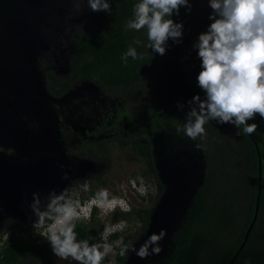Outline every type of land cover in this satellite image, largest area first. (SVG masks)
Masks as SVG:
<instances>
[{"label":"trees","instance_id":"16d2710c","mask_svg":"<svg viewBox=\"0 0 264 264\" xmlns=\"http://www.w3.org/2000/svg\"><path fill=\"white\" fill-rule=\"evenodd\" d=\"M138 2L109 0L111 11L110 14L106 12L105 21L73 36L68 75L60 77L49 70L43 74L45 90L53 98L63 97L72 85L82 80L100 88L122 91L119 97L133 106L122 125L138 122L145 128L144 132L135 130L111 139L144 161L146 167L142 175L147 180L157 177L160 203H163L158 212L165 211L166 204L171 201L166 191L173 187L172 180L184 178L194 189L190 200L185 199L179 207L184 213L173 232L161 241L163 250L159 255L146 260L136 256V261H128L127 253L120 256L119 248L113 244L116 264H229L255 214L259 158L262 178L258 215L232 264H264V227L260 226L264 216L263 120L257 114L254 120L248 121L259 125L251 135L243 132V126L237 129L232 124L220 125L216 121L204 125L206 135L203 139L198 137L193 141L183 131L177 132L186 123L187 101L197 94L204 98L198 83L182 70L184 52L191 38V15L199 0H190V13L181 7L180 14L172 17L175 22L184 24L183 40L176 44L170 39L164 56L146 46V29L137 32L127 28ZM53 16L50 0H0V214L9 219L17 217L18 206L24 209L21 219L26 217L34 192L40 193L44 200L49 192L59 193L71 182L70 190L75 184L71 176L75 175L73 165L78 167L85 163H74L64 155L34 153L53 150L58 143L47 133L54 122H50L49 110L37 98L38 88L32 71L34 49L45 36ZM136 40L141 43L136 44ZM129 46L143 58L133 60L129 57L127 63L122 61ZM177 102L184 105L183 110H178ZM152 130L166 134L165 152L170 163L155 162L153 145L146 134ZM70 131L67 125L58 129L59 145L67 143ZM101 147L87 145L79 150L92 159ZM184 157L191 165L182 163ZM192 168L201 171L199 183ZM161 172L164 176L160 178ZM65 173L68 179L63 178ZM85 183L91 187L87 180ZM170 193L174 202L175 192ZM90 195L95 193L91 191ZM148 198L151 200L152 194ZM79 199L83 202L85 198ZM96 214L94 211L90 225L76 222L77 240H88L89 244L96 242L99 233ZM166 215L164 222V217L159 219L160 228L168 220ZM121 217L128 223L135 218L142 219L143 232L151 226L148 208L132 207L128 213L121 212ZM43 230L28 228L18 221L10 222L0 233V264H33L42 258L49 244ZM128 230L127 227L124 231L110 233L107 242L113 243L123 237L124 244H129L134 235H126ZM109 260L106 256L102 263Z\"/></svg>","mask_w":264,"mask_h":264},{"label":"clouds","instance_id":"9594fccd","mask_svg":"<svg viewBox=\"0 0 264 264\" xmlns=\"http://www.w3.org/2000/svg\"><path fill=\"white\" fill-rule=\"evenodd\" d=\"M86 3L92 12L110 14L109 0H86ZM208 3L212 9L208 16L211 23L193 44L201 61L196 79L204 98L197 94L187 101L186 123L177 132L183 131L193 141L198 137L203 139L206 135L204 125L216 121L220 125L232 124L237 129L243 126V132L251 135L259 125L248 121L254 120L257 114L264 120V0H208ZM181 7L190 13V0H139L127 28L137 32L146 29V46L164 56L170 39L176 44L182 43L184 24L172 19L180 14ZM76 8L81 10L80 3ZM129 57L133 60L143 58L131 46L121 60L127 63ZM177 108L183 110L184 105L177 102ZM63 178L68 179L67 173ZM132 185L136 187L135 181ZM83 190H89L87 183ZM140 192L145 194V189L141 188ZM117 207L131 211L125 199L111 195L107 189L98 190L86 205L69 189L59 193L53 190L44 200L40 193L34 192L30 204L37 218L33 227L44 229L47 242L58 259H71L76 264H102L113 252V244L119 248L120 256L133 252L146 260L159 255L166 229L149 235L138 249L133 243L124 244L123 237L113 243L107 242V234L123 230V223L105 227L103 242L89 244L88 240H77L78 220L90 219L94 211L107 214Z\"/></svg>","mask_w":264,"mask_h":264},{"label":"rangeland","instance_id":"374dc122","mask_svg":"<svg viewBox=\"0 0 264 264\" xmlns=\"http://www.w3.org/2000/svg\"><path fill=\"white\" fill-rule=\"evenodd\" d=\"M50 3L54 10L53 21L46 29L45 36L38 43V47L34 49L32 56V66L34 67L32 71L35 74V83L38 88L36 92L37 98L49 110L50 122H54L52 124L50 123L51 127L47 133L50 138L54 137V142L57 141L58 143L56 142L57 145L54 147L56 150L42 149L39 150L40 152L37 151L39 153H34L39 156H50L52 154L64 155L74 163L77 161L85 162L84 164L80 163L78 167L73 165L75 167V175L71 176H74L73 181L75 184L70 188L76 196L85 198L81 202L82 204L86 205L94 196L90 195L91 191L96 193L100 189H107L111 195L125 199L131 206V209L132 207H136L151 210V226L144 232L142 231L143 220L135 218L128 223L127 219L125 220L121 217V212L126 211H122L119 207L115 211L108 212L107 214L98 210V213L95 215V224L96 230L99 233L95 243L103 242L105 227L111 228L114 225L122 223L125 225L123 230L117 229L116 231H124L128 227L129 230L126 231V235H134L130 243L135 244L137 249L149 235L154 232L159 233L161 229L167 230L166 238L173 232L178 221L181 220V215L184 212L179 207L182 206L185 199L187 201L190 200L194 189L191 188V184L184 178L172 180L174 182L173 187L170 186L171 190L166 191L172 203L170 201L166 204V212H158L163 203H160L162 197L159 196L156 184L157 177L154 176L152 179L149 178L147 180L142 175L146 167L144 161L132 151L121 147L117 141L111 139L115 136H125L131 131H143V128H145L144 125L138 122H133L130 126L122 125L127 120L126 117L129 115V112L133 109L132 105L127 104L126 99L123 100L119 97L122 91L111 88H100L93 82L82 80L72 85L63 97L53 98L46 92L44 72L49 70L60 77L67 76L70 70V59L72 56L71 40L73 36L82 29L100 26L107 16L106 12L97 13L88 10L86 0H50ZM77 3H80L81 10H77ZM211 12L212 9L209 7L208 0H199L191 15V38L188 48L184 52L182 70L188 78L196 82V78L201 71V61L198 58L197 50L193 48V44L197 42L198 35L205 32L211 23L208 19ZM261 124L264 128V120ZM65 125L71 127V131L67 137V143L59 145L58 129ZM146 134L149 135L153 145L155 162L170 163V160L167 161L165 152L167 148L164 141L166 134L161 130H152ZM51 145L53 144L51 143ZM87 145H92V147L97 148L99 146L102 147L98 149L96 157L88 159V155L83 154L84 152L79 150L81 147H86ZM185 159L184 157L182 163L186 162L184 165H191ZM197 169L194 168L193 170L192 168L191 171H194L197 183H199L198 179L201 176V171ZM96 176H99V179ZM161 176H164V173L160 175V178ZM86 180L90 183L91 187L85 192L83 185ZM133 181L136 184L135 188L132 185ZM69 185L71 186V182L67 185L66 189H68ZM141 188L145 189V194L143 195L140 192ZM170 192H175L176 198L174 202ZM150 194H152L151 200L148 198ZM163 208H165V205ZM30 211L28 213L25 211L27 214L24 219L20 217V213L24 212V209L20 206H18L16 218L9 219L0 214V233L13 221H18L28 228H34L33 224L37 218ZM128 212L130 211L126 213ZM164 215L167 216L168 220L160 228L159 219L164 217ZM156 219L158 220V224L156 223ZM90 221L91 218L78 220L77 222L90 225ZM260 226L264 227V216ZM110 233L107 234V239ZM108 256L110 260L102 264H116V251L114 248L113 252ZM127 256L128 261L137 260L133 252L127 253ZM33 264H76V262L71 259H58L48 244L45 247L43 257Z\"/></svg>","mask_w":264,"mask_h":264},{"label":"water","instance_id":"95a60500","mask_svg":"<svg viewBox=\"0 0 264 264\" xmlns=\"http://www.w3.org/2000/svg\"><path fill=\"white\" fill-rule=\"evenodd\" d=\"M171 62H172V61H171ZM170 77H171V81H172V74H171V73H170ZM257 153H258V155L260 156V152H259V150H258V147H257ZM261 164H262V160L259 158V192H258V196H257V204H256V206H255V214H254V217H253L252 223H251L250 226L248 227V230H247V232H246V235H245V237H244V240H243V242H242L240 248L238 249V251L236 252L235 256L233 257V259L230 261L229 264H232V263H233L235 257L238 255L240 249L244 246L246 240L248 239V236H249L250 230H251V228H252V226H253V224H254L256 218H257V215H258V208H259V205H258V199H259V195H260V183H261V178H262V175H261Z\"/></svg>","mask_w":264,"mask_h":264},{"label":"flooded vegetation","instance_id":"af4514ba","mask_svg":"<svg viewBox=\"0 0 264 264\" xmlns=\"http://www.w3.org/2000/svg\"><path fill=\"white\" fill-rule=\"evenodd\" d=\"M160 212H162V213H164L165 211L164 210H160ZM153 214H154V212H153ZM162 215V214H161ZM152 219V218H151ZM164 220H165V217H164ZM164 220H163V222H164Z\"/></svg>","mask_w":264,"mask_h":264}]
</instances>
